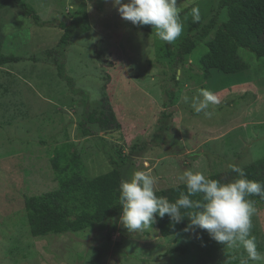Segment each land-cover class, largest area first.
<instances>
[{"label": "rangeland", "instance_id": "obj_1", "mask_svg": "<svg viewBox=\"0 0 264 264\" xmlns=\"http://www.w3.org/2000/svg\"><path fill=\"white\" fill-rule=\"evenodd\" d=\"M23 1L37 11L39 25L19 5L0 11L3 52L22 58L0 67V264H94L98 257L97 264H234L247 258L243 247L194 241L189 232L164 238L155 224L131 234L120 217L83 233L30 234L24 199L57 187L50 158L64 142L75 144L90 177L112 170V158L123 180L135 170H151L156 192L183 184L186 170L209 176L264 158V59L240 49L247 71H214L203 81L201 41L178 69L175 85L179 43L208 21L218 0H178L183 31L171 44L153 26L122 19L112 0ZM85 2L91 29L73 39L62 58L70 83L59 77L51 52L63 34L60 24L69 25ZM193 7L200 10L199 22ZM225 20L223 12L220 22ZM104 85L121 129L86 137L79 121L99 107ZM200 89L220 100L209 105L210 119L192 107ZM255 208L251 235L264 254V208Z\"/></svg>", "mask_w": 264, "mask_h": 264}, {"label": "trees", "instance_id": "obj_2", "mask_svg": "<svg viewBox=\"0 0 264 264\" xmlns=\"http://www.w3.org/2000/svg\"><path fill=\"white\" fill-rule=\"evenodd\" d=\"M12 5H19L27 16L40 24L37 11L23 0H0V11ZM226 12V20L220 22V17ZM63 34L57 49L51 52L58 75L67 79L62 62L64 52L73 39L88 33L91 29L86 2L73 15L69 25L60 24ZM211 36V37H210ZM210 37V39H209ZM5 36L0 30V67L17 64L22 58L16 55H7L3 52ZM206 51L199 60L202 70V80L208 81L216 71L226 76L237 75L249 69L248 63L240 55V49L250 52L258 59H264V0H218L217 7L208 21L193 36H186L179 43L175 51L173 64V80L178 85L177 71L186 64L187 58L197 48L198 42L205 41ZM172 97V94H169ZM79 127L84 136L96 135L99 131L105 133L119 131L121 124L114 112L104 85L101 91L99 107L87 110L79 121ZM113 169L105 174L90 177L82 155L75 144L64 142L56 146L50 158L57 187L38 196L25 197V210L30 234L35 238L49 235H64L67 233H83L98 226L110 224L122 215V206L119 201V186L123 180L121 167L118 162L110 158ZM243 171L247 179L264 182V158L244 166ZM221 183L231 182L239 178L233 169L207 176ZM181 192L187 193L186 184H179L156 192L157 196H164L170 202H175ZM205 203L203 194L191 197ZM249 199L255 206L264 208V198L253 195ZM185 220L173 224L170 218L157 216L155 226L159 234L168 238L185 233L184 229L189 221L186 213L197 209H182ZM190 233V232H189ZM109 235V234H108ZM194 241H210L206 230H199L197 238L190 233ZM214 245L208 248V253ZM189 252V248H175L174 252ZM100 257L94 261L97 264ZM241 260H234L240 264Z\"/></svg>", "mask_w": 264, "mask_h": 264}, {"label": "clouds", "instance_id": "obj_3", "mask_svg": "<svg viewBox=\"0 0 264 264\" xmlns=\"http://www.w3.org/2000/svg\"><path fill=\"white\" fill-rule=\"evenodd\" d=\"M112 4L122 19L133 25L153 26L162 41L171 44L182 34L178 0H112ZM191 12L193 21L199 22V8L193 7ZM219 103L218 96L208 89H200L199 96L192 99L194 111L203 112L209 119L214 115L208 110L209 105ZM233 171L239 178L221 183L203 172L186 170L180 179L186 184L187 193L181 192L175 202H170L164 196H157L151 170H135L130 179L122 180L119 186L120 222L129 233L137 234L152 228L157 216L167 215L173 224H179L185 220L182 209H197L186 213L189 223L185 232L202 239L199 230H206L211 239L226 247H243L247 258L241 259L240 264L264 260V254L258 251L256 237L251 235L256 208L255 202L249 199L253 195L264 198V182L247 179L243 169L235 165ZM197 194H203L205 203L191 198Z\"/></svg>", "mask_w": 264, "mask_h": 264}]
</instances>
